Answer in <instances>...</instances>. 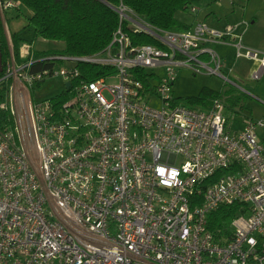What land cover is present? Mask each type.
Instances as JSON below:
<instances>
[{"label": "built area", "instance_id": "1", "mask_svg": "<svg viewBox=\"0 0 264 264\" xmlns=\"http://www.w3.org/2000/svg\"><path fill=\"white\" fill-rule=\"evenodd\" d=\"M117 10L112 41L93 54L37 57L26 41L17 55L11 44L0 77L12 119L0 124V264H264V115L236 128L231 95L200 108L174 94L183 66L237 89L216 44L254 61L253 80L264 75V50L235 35L238 24L167 30ZM126 16L159 44L135 43ZM85 62L110 68L83 77ZM59 77V93H41ZM237 203L232 233L213 230L210 215Z\"/></svg>", "mask_w": 264, "mask_h": 264}, {"label": "trees", "instance_id": "2", "mask_svg": "<svg viewBox=\"0 0 264 264\" xmlns=\"http://www.w3.org/2000/svg\"><path fill=\"white\" fill-rule=\"evenodd\" d=\"M3 0H0V2ZM21 4L30 9L32 15L28 18V27H32L35 37H43L53 41H63L62 49L40 50L35 49V55L49 56L52 54L89 55L103 50L113 39V34L120 24V14L117 10L121 4L140 14L152 25L167 30H185L192 24L179 17V12L189 10L191 0H19ZM124 20V26L135 43L159 44L158 40L142 31H132ZM4 32V24L0 8V46L3 52V62L10 54V45ZM12 43L18 55L23 42H31L21 34L12 32ZM44 61L40 66H46ZM80 69L83 77L97 78L105 75L109 66L94 63H81ZM3 73H0V77ZM10 81L0 82V104L5 101L9 91ZM226 92L217 91L205 86L198 95L189 96L187 103L200 105L203 108L211 106L214 98L223 97ZM56 98L64 99L65 95ZM238 98V97H237ZM232 106L237 99L229 98ZM1 122H12L10 112L0 107ZM240 204L223 205L214 211L209 218L210 227L218 233H232L231 223ZM220 235V234H219Z\"/></svg>", "mask_w": 264, "mask_h": 264}, {"label": "rangeland", "instance_id": "3", "mask_svg": "<svg viewBox=\"0 0 264 264\" xmlns=\"http://www.w3.org/2000/svg\"><path fill=\"white\" fill-rule=\"evenodd\" d=\"M220 0H191L189 10L179 12V17L185 19V21L190 22L191 24L196 20H207L210 24L214 19H222L221 24H224L227 21H231V17H226L224 14L226 10L224 8H218L217 4ZM227 5V1H224ZM230 5V4H229ZM192 6H197L201 8L198 13L191 11ZM231 11L228 15L233 16L234 8L237 12L240 11L239 4L227 6ZM225 6V8H227ZM212 10V11H211ZM211 11V12H210ZM30 9L25 8L23 5H18L10 10L3 11L1 10V16L4 24V32L7 38V41L11 46L12 43V32L19 31L27 40H33L35 49L40 50H49V49H62L65 46L63 41H53L45 39L43 37H35L32 27H28L29 17L32 15ZM200 14V15H199ZM199 18L201 19H198ZM129 25L133 24V21L130 17L126 16ZM220 49L221 46H216V49ZM224 57L228 56L226 62V67L223 68L225 74L230 75L233 80L237 81L238 86H235L237 89L231 87V84L227 82L223 77L217 75L209 74H194L190 69L183 66L180 67L177 73V79L174 86V94L178 98L179 103H187V98L189 96L198 95L200 91L205 87H210L217 91L226 92L227 95H231V98L237 99V104L232 106L229 97L226 98L228 109H234L231 124L238 128L240 123L238 119L243 116H251L257 118L264 115V75L259 80H253L251 78V73L255 67V62L242 58L238 59L239 74L230 73V65L233 63L231 56L233 54L232 47L221 48L220 51ZM226 58V57H225ZM69 65V64H66ZM230 73V74H229ZM111 82L114 80H110ZM64 84L62 78H55L45 82L47 88L42 89L41 93L46 96H54L61 91V88ZM37 90V86H36ZM226 95V96H227ZM238 97V98H237ZM154 106L160 107L162 102L160 99H154ZM7 103H10L9 100ZM190 105V104H188ZM192 105V104H191ZM195 107H200V105H192ZM235 116V117H234Z\"/></svg>", "mask_w": 264, "mask_h": 264}, {"label": "crops", "instance_id": "4", "mask_svg": "<svg viewBox=\"0 0 264 264\" xmlns=\"http://www.w3.org/2000/svg\"><path fill=\"white\" fill-rule=\"evenodd\" d=\"M224 1H227L228 5ZM236 3L239 4L240 11L237 12L235 7H233L235 10L234 14H232L233 16L228 15L231 10L227 6L232 7V5L235 6ZM225 6L227 8H225ZM217 7L224 8L226 10L224 15L228 18L231 17V21L221 24L220 22H222V19L218 18L217 20H212L210 25L222 28L228 24H238L236 26L235 35L239 36L240 34H243L245 44L264 50V0H220ZM198 19L201 18L198 16ZM201 20L204 19L202 18ZM218 45H220L221 48L232 47L233 54L231 59L233 63L229 67L233 73L235 72L239 74L238 60L235 58L236 47L233 44H216L215 48ZM221 48H218L217 50L220 52ZM225 57L227 60L228 56Z\"/></svg>", "mask_w": 264, "mask_h": 264}, {"label": "clouds", "instance_id": "5", "mask_svg": "<svg viewBox=\"0 0 264 264\" xmlns=\"http://www.w3.org/2000/svg\"><path fill=\"white\" fill-rule=\"evenodd\" d=\"M157 171H158L161 175H163L164 172H165V169H164V168H159V169H157ZM176 175H177V173L175 172V170H172V172H171V174H170L171 178L174 179ZM162 183H164V184H168L169 181H168V180H164V181H162Z\"/></svg>", "mask_w": 264, "mask_h": 264}, {"label": "water", "instance_id": "6", "mask_svg": "<svg viewBox=\"0 0 264 264\" xmlns=\"http://www.w3.org/2000/svg\"><path fill=\"white\" fill-rule=\"evenodd\" d=\"M4 70V62H3V52H2V48L0 46V73L3 72ZM70 85V82H67V86Z\"/></svg>", "mask_w": 264, "mask_h": 264}]
</instances>
